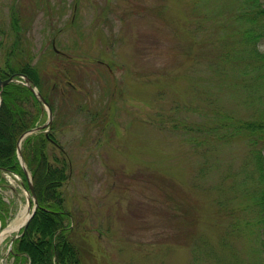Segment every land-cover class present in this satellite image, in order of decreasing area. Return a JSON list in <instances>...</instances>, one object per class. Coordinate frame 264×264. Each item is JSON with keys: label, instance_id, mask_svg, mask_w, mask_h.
Here are the masks:
<instances>
[{"label": "rangeland", "instance_id": "1", "mask_svg": "<svg viewBox=\"0 0 264 264\" xmlns=\"http://www.w3.org/2000/svg\"><path fill=\"white\" fill-rule=\"evenodd\" d=\"M242 1L0 0V65L20 35L47 79L82 264H264V136L252 144L220 126L264 119V82L251 81L252 67L244 75L253 56ZM3 176L11 224L32 196ZM15 234L0 264L14 263Z\"/></svg>", "mask_w": 264, "mask_h": 264}, {"label": "trees", "instance_id": "2", "mask_svg": "<svg viewBox=\"0 0 264 264\" xmlns=\"http://www.w3.org/2000/svg\"><path fill=\"white\" fill-rule=\"evenodd\" d=\"M242 6L247 10L242 9L238 16L241 15V18L252 22L243 39L251 48L252 54L249 55L253 56L252 62L245 67L244 75L249 76L250 73L246 70L252 67L255 77L251 78V81L264 82V52L258 47V43L264 40V24L257 20V17H264V5L260 0H243ZM12 26L19 33L16 18L13 19ZM11 45L0 65L2 78L6 79L16 73L28 75L53 111H56L46 94L47 79L41 77V75L46 76L38 65L33 64L31 55L27 54L25 46L21 44L20 35L13 38ZM52 50L54 51L53 48ZM45 114L42 103L25 84L12 82L3 89L0 105V167L18 174L26 184L28 179L18 155V143L25 133L44 122ZM220 126L223 128L233 126L234 129L249 134L247 138L252 144L257 143V137L259 139L264 136V119L231 122L227 117ZM53 129L54 125L49 131L28 135L21 143L22 157L32 175L39 206L27 229L22 230L20 237L14 242L13 264H82L80 252L70 239L73 221L71 213L65 208L62 191V186L69 179V171L71 172L72 169L71 159L56 140ZM55 148L60 151V155L54 152ZM256 158L260 167L259 182L261 183L259 195L255 200V205L261 214L256 222L262 225L264 224V157L259 151ZM4 208L5 203L0 198L1 211ZM5 214L6 216L0 213L2 227L7 225L8 209ZM262 247L264 249V241Z\"/></svg>", "mask_w": 264, "mask_h": 264}, {"label": "water", "instance_id": "3", "mask_svg": "<svg viewBox=\"0 0 264 264\" xmlns=\"http://www.w3.org/2000/svg\"><path fill=\"white\" fill-rule=\"evenodd\" d=\"M17 76H20V75H12L10 76L9 78L7 79H3L1 77V72H0V105H1V101H2V92H3V89L6 85L10 84L11 82H14V81H17ZM20 77H22L24 80H25V83L26 85L32 90V92L36 95V97L40 100V102L42 104H44L48 110H49V119H48V122L45 123L44 125H41L39 127H36L32 130H30L29 132L25 133L22 137H21V140H23V138H25L28 134L30 133H33V132H36V131H40L42 129H45L46 127H48L51 122H52V119H53V111H52V108L51 106L48 104V102L46 101V99L44 98V96L37 90V88L35 87V84L34 82L32 81L31 78H29V76L25 75V74H22ZM20 140V142H21ZM20 146V144H19ZM19 156L21 158V161H22V164H23V167L25 169V172L27 174V177H28V187H29V191L31 192L33 198H34V207H30L29 210H30V214L28 215L24 225H23V228L26 229L29 222L31 221L32 217L34 216L37 208H38V199H37V196H36V192H35V188H34V185L32 183V178L30 176V173L28 172L27 170V167L25 166V162L22 158V153H21V149L19 148ZM6 169H3L0 167V172L1 171H5ZM8 171V170H7ZM23 186H25V184L23 183ZM31 204V203H30ZM18 237V235H15L12 239H11V244L10 246L13 245V242L15 241V239Z\"/></svg>", "mask_w": 264, "mask_h": 264}, {"label": "bare ground", "instance_id": "4", "mask_svg": "<svg viewBox=\"0 0 264 264\" xmlns=\"http://www.w3.org/2000/svg\"><path fill=\"white\" fill-rule=\"evenodd\" d=\"M27 213L25 214L24 212H23V214H22V218L21 219H19V220H17V221H14L11 225H10V227H8V229L7 230H5L4 232H1V230H0V244H1V242H3L8 236H9V234L10 233H12V232H14V231H16V230H18L19 228H20V226L25 222V220L27 219Z\"/></svg>", "mask_w": 264, "mask_h": 264}]
</instances>
